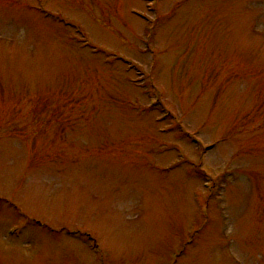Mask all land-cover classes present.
<instances>
[{
	"label": "rangeland",
	"instance_id": "rangeland-1",
	"mask_svg": "<svg viewBox=\"0 0 264 264\" xmlns=\"http://www.w3.org/2000/svg\"><path fill=\"white\" fill-rule=\"evenodd\" d=\"M0 264H264V0H0Z\"/></svg>",
	"mask_w": 264,
	"mask_h": 264
}]
</instances>
